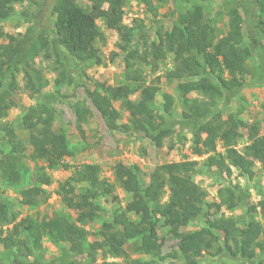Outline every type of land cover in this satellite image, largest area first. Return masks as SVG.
<instances>
[{"label":"trees","instance_id":"1","mask_svg":"<svg viewBox=\"0 0 264 264\" xmlns=\"http://www.w3.org/2000/svg\"><path fill=\"white\" fill-rule=\"evenodd\" d=\"M79 1L0 0V23L15 13L16 4L25 2L48 4L52 20L49 36L46 29L36 28L37 22H33L21 36L6 35L7 42L0 46V120L6 117L11 107L12 87L18 74H22L25 91L39 92L48 85L34 65L36 58L50 63V69L56 73L54 85L57 87L71 82L70 61L102 64L97 47L101 33L96 22L100 21L107 30L117 34V47L125 54L126 84H100V90L88 91L89 100L106 127L110 131L127 129L126 125L118 124L119 112L113 106V103L120 102L131 125L142 131L157 148L166 142H170L168 148H172L176 130L190 134L192 154L201 158V162L163 164L150 175L146 185L141 184L135 169L121 163L113 167L114 184L99 178L100 170L96 165L73 167L71 177L64 181L59 192L63 205L76 214L72 221L60 214L16 221V215L10 213L8 200L0 197V247L9 252L10 264H75L73 257L79 254H86L93 262L98 251L114 259L121 258L126 256L124 246L128 242L139 254L158 255L157 223L160 220L178 240L180 264H200L199 259L205 254L234 263L264 264V228L252 216L243 226L231 219L206 218L199 229L178 232L179 228L192 221H202L204 217L206 193L193 181L200 171L229 178L234 168L239 175L251 180L255 176L256 163L264 168V135H260L258 124H246L235 120L232 115L225 120L221 117L223 109L250 85L246 64L252 51L260 56L259 67L264 79V4L259 0L227 3V31L218 37L215 21L211 23L205 17L202 5L194 0H179L188 6L176 16L174 11L169 14L171 19L175 18L170 29H164L163 22L158 21L153 30L154 39L149 40L140 21L135 24L136 31H133L134 26L130 28L123 24L126 0H87L89 6L85 7L78 4ZM165 1L141 0V3L155 19L158 8ZM23 15L28 17L26 12ZM221 15L218 12L217 16ZM245 21L249 22L246 33ZM168 58L171 67L163 77L179 82L181 108L178 115L173 114L174 100L167 94H163L159 108L155 105L159 79L141 84L143 78L133 68L134 63H142L155 71ZM133 82H140V85L131 88ZM134 93H138L137 97L131 100L129 97ZM191 93L198 96L191 97ZM72 109L80 130L79 124L86 121L87 112L79 103ZM34 111L30 108L25 123L27 129L34 130L29 135V153L23 144L14 143L13 137L9 142L10 149L0 151L2 183L7 187H19L23 178L27 179L28 187L19 190L20 204L27 208H35L47 198L44 187L51 183L49 172L60 166L69 169L70 166L63 161L73 155L66 128L61 124L57 130L53 129V114L48 118L38 115L33 122L31 115ZM37 124L40 127L36 128ZM2 129L8 136H13L7 126ZM243 129L248 144L241 152L236 144ZM217 145L222 153L217 152ZM25 159L33 164L31 170ZM198 165H201L200 169ZM115 184L130 195V200L101 224L96 235L98 239L88 243V231L84 227L103 211L98 203L100 198L117 200ZM165 189L168 197L160 205ZM217 195L218 208L225 205L226 209L233 210L240 205L247 206L248 194L238 185L221 188ZM259 195L258 206L264 216V184ZM249 211H255V207L251 206ZM44 238L55 245L68 244L69 249L43 261L37 251ZM129 264L144 263L132 260Z\"/></svg>","mask_w":264,"mask_h":264},{"label":"rangeland","instance_id":"2","mask_svg":"<svg viewBox=\"0 0 264 264\" xmlns=\"http://www.w3.org/2000/svg\"><path fill=\"white\" fill-rule=\"evenodd\" d=\"M203 6L205 17L215 21L216 35L218 37L224 35L227 31L225 7L227 3L235 4L237 1L243 4L244 0H194ZM228 1V2H227ZM253 1V0H251ZM264 4V0H259ZM156 3V0H153ZM78 4L89 6L87 0H80ZM48 4L34 5L27 2L16 4L14 6L15 13L7 20L0 23V46L7 42L6 35L21 36L27 28L32 26L33 22H37L36 28L46 29V35L49 36L48 28L51 25V16L49 15ZM188 5L179 0H166L157 11V17L154 19L147 12L141 0H126L123 8V24L127 27H138L135 24L141 22L142 28L147 32V39H154L153 30L158 26V21H162L164 29H170L172 20L170 13L175 12V16ZM250 8V7H249ZM28 13V17L23 13ZM218 12L221 16L218 17ZM33 20V21H30ZM249 24L245 21L244 32ZM96 25L101 33L100 39L97 42L99 55L102 64L95 65L92 62L82 63L78 61H70L68 69L71 76V82L60 87L54 85L56 73L50 69V63L43 62L40 58L34 60V65L39 70L41 77L48 82V85L39 92H28L24 89V81L22 74L17 75L16 83L13 90V95L10 97L11 107L7 111L6 117L0 120V151L10 149V139L14 143L19 142L26 148L27 154L30 149L27 146L29 135L34 130L25 127L26 116L29 114L30 108L35 111L31 115L33 122L35 117L40 115L41 118L49 117L53 114L52 127L57 130L62 124L66 130L69 140V146L73 152L71 157L65 158L64 163L69 165V169H64L61 166L50 171L51 183L45 186L47 198L35 208H27L20 204L19 190L20 188L28 187L26 177L20 183L19 187H7L0 179V197L8 200L10 205V213L16 215V221L23 218L36 220L42 217H51L54 214L64 215L71 221L75 219L76 214L70 209H67L59 195L60 187L65 180H68L72 175V168L81 165H96L98 166L99 178L109 183H115L113 177V167L115 164L121 163L124 166L136 170L137 176L141 184L146 185L150 180V175L156 169L166 163L178 164L183 161L201 162V158H197L192 154V139L190 134H186L181 130H176L173 136L174 146L168 148L170 142H166L161 148L155 147L153 142L145 136V134L134 128L129 122L127 112L121 109L120 102L113 103L114 108L119 112L118 124L126 125L124 131H110L95 108L92 106L88 91L94 89L100 90V84L104 86H115L126 84L125 80V54L120 52L117 47L119 41L117 34L112 30H107L104 25L97 21ZM141 28V29H142ZM140 29V28H139ZM264 41V33L262 37ZM141 41H139V44ZM259 54L252 51L251 56L246 64L249 75L247 80L250 83L248 87L243 89L239 97L225 107L221 113L223 120L227 116L232 115L235 120H241L246 124H258L260 135H264V79L260 70ZM170 59H166L160 63L158 68L153 71L149 66L142 63H134L133 68L137 70L143 81L141 84L158 81V92L155 96V105L159 108L163 103V94L171 96L173 102V114L178 115L181 108L180 92L177 89L178 80H167L163 74L170 69ZM140 82L130 84L131 88H137ZM138 93H134L129 98L131 100L137 97ZM191 97L198 94H190ZM81 104L86 110V121L78 124L72 107L75 104ZM155 106V110L158 108ZM7 126L13 132V136H8L4 129ZM40 127L39 124L36 128ZM11 139V141H12ZM248 144L246 130H241V138L236 144L237 150L241 151ZM222 149L217 145V152L222 153ZM1 153V152H0ZM25 164L31 170L33 164L25 159ZM40 165V163H39ZM198 169L201 165H198ZM255 176L249 180L245 176L239 175L238 171L232 168V174L229 178L219 177L213 173H205L200 171L193 177V181L198 184L206 193L203 205L204 217L202 221H192L186 227H181L178 232H186L197 230L202 226L203 221L208 220H226L231 219L239 226H243L249 216L257 221L264 228V216L260 211L258 202L261 200L259 190L264 184V168L261 164L256 163ZM238 185L248 194L247 206L240 205L239 207L228 210L225 205L217 207L219 203L218 190L228 186ZM114 195L117 200H112L111 197H102L98 203L102 208L100 216L94 221L89 222L84 228L88 231V243L98 239L97 232L104 221H107L110 215L123 208L126 202L130 200V195L115 184ZM168 197L167 190L162 196L160 205L166 202ZM251 206L255 207V211H249ZM206 214V215H205ZM134 218V217H132ZM11 227V225H9ZM157 235L160 249L158 255H144L135 252L133 244L128 242L124 246L126 253L125 257L112 258L107 253L97 252L95 260L91 262L86 254H79L73 257L75 264H103L104 262L115 261L122 264H129L132 260H141L144 264H180L182 258L178 251V240L171 234L169 227L165 226L163 220L157 223ZM69 249L68 244L55 245L47 239H42L41 249L37 251L38 257L43 261H48L51 258L64 254L63 250ZM66 252V251H65ZM71 254V252H70ZM200 264H250L249 261L232 262L225 258H212L208 255H203L200 259ZM11 257L9 252L0 247V264H10Z\"/></svg>","mask_w":264,"mask_h":264}]
</instances>
